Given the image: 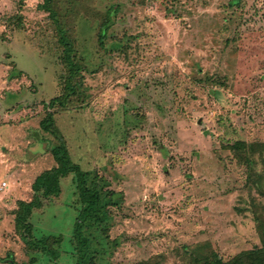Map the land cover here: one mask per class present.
<instances>
[{
  "label": "rangeland",
  "instance_id": "374dc122",
  "mask_svg": "<svg viewBox=\"0 0 264 264\" xmlns=\"http://www.w3.org/2000/svg\"><path fill=\"white\" fill-rule=\"evenodd\" d=\"M233 1L54 0L81 72L77 93L52 109L69 75L57 24L44 0H0V264H75L74 174L31 218L35 237L63 236L57 262L33 263L15 229L18 201L57 164L36 143L47 111L88 185L97 175L119 200L111 223L92 229L95 264H174L185 245L223 259L263 246L264 148L250 166L229 147L264 144V0Z\"/></svg>",
  "mask_w": 264,
  "mask_h": 264
},
{
  "label": "trees",
  "instance_id": "16d2710c",
  "mask_svg": "<svg viewBox=\"0 0 264 264\" xmlns=\"http://www.w3.org/2000/svg\"><path fill=\"white\" fill-rule=\"evenodd\" d=\"M240 1L234 0L232 4ZM54 0H44L40 7L49 12V16L56 22L59 33V43L63 47V60L69 68V75L64 77V88L60 96L52 99L49 107H64L70 97L77 93L75 80L81 72L80 65L73 59L74 44L68 38L66 31L60 26L57 12L54 10ZM118 5L109 9L107 19L101 25L98 33L100 46H104L108 31L114 25ZM115 45V44H114ZM40 130L36 133V143L45 144V151L50 150L56 161V166L42 172L33 183L35 191L31 201L19 200L15 214V229L20 238L25 242L28 252L32 256V262L37 261L42 256L49 257L53 262H57L63 251L61 245L64 242L63 236L44 235L39 238L34 235V225L31 221L34 210L43 206V199L58 197L61 193V181L70 174H74L77 183V195L80 206L78 207L70 242L72 244L75 264H95L97 251L93 252L95 234L92 229L102 224H110L113 218L112 208L118 207L119 200L115 198V192L104 189L98 176L88 185L89 174L75 164L70 156L65 137L56 126L54 111H47L45 117L40 122ZM49 135L50 137H46ZM47 143V144H46ZM235 157L241 163H248L251 166L252 158L250 154H255L257 149L262 150L264 144L248 143L238 140L229 147ZM248 165V166H249ZM256 202H253L255 207ZM108 225L102 232L107 236ZM264 228V226H263ZM264 231V230H263ZM262 231V232H263ZM263 246L243 250L229 259H223L209 244H197L195 246H183L178 250L181 262L174 264H264V233ZM7 264H17L12 258L2 259ZM146 264V263H143Z\"/></svg>",
  "mask_w": 264,
  "mask_h": 264
},
{
  "label": "built area",
  "instance_id": "2783aa9c",
  "mask_svg": "<svg viewBox=\"0 0 264 264\" xmlns=\"http://www.w3.org/2000/svg\"><path fill=\"white\" fill-rule=\"evenodd\" d=\"M6 185H7L6 182L1 183V184H0V189H4V187H5Z\"/></svg>",
  "mask_w": 264,
  "mask_h": 264
}]
</instances>
